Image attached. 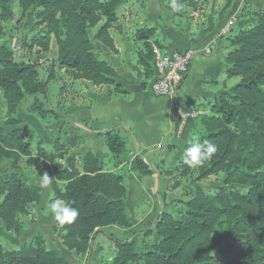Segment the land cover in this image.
<instances>
[{
  "label": "trees",
  "instance_id": "trees-1",
  "mask_svg": "<svg viewBox=\"0 0 264 264\" xmlns=\"http://www.w3.org/2000/svg\"><path fill=\"white\" fill-rule=\"evenodd\" d=\"M123 1L0 0V90L6 109L3 125L11 127L8 130L0 125V159L9 160L13 169L0 178V228L16 236L24 231L20 216L40 201L44 189L26 183L17 172L20 159L25 157L31 164L34 155L32 144L27 141V128L20 127L21 120L14 115L27 95H45L53 67L42 80L37 63L16 60L14 50L1 41L4 22L14 18L13 3L22 16L37 7L34 26H41L44 31L33 36L28 46L47 52L54 39L55 62L69 79L109 85L114 83L117 71L95 53L90 30L97 27L95 39L115 52L110 29L118 27L116 9ZM233 2L226 0L223 12ZM188 5L195 3L188 0ZM238 16L255 18L252 25L232 29L225 38L230 47L224 56L226 78L237 77L238 82L214 98L209 113L200 117L203 130L198 140L215 144L216 153L196 170L186 165L182 157L178 164L160 171L176 177L169 185L171 189L180 187L182 180L194 171L198 180L224 173L223 183L229 187L220 185L209 193L195 186L192 197L182 201V208L176 213L162 211L154 226L139 235L140 252L136 250V240L114 238L112 264H264V11H252L244 5ZM156 31V27L147 25L135 31L144 44L137 52L143 87L153 74L150 39ZM34 102L38 115L49 112L37 99ZM103 141L114 158L124 156V137L106 132ZM70 150L59 139L50 149L36 144V154L43 160L42 172L51 178L50 203L60 199L79 210L74 222L63 225L61 241L66 249L80 256L88 250L93 234L105 226L114 224L128 233L134 231L125 205L123 175L104 171L91 151L78 156L69 155ZM130 169L139 175L152 173L140 156L132 159ZM52 230H56V224ZM0 264L69 263L58 250L47 246L41 233H36L17 249L7 250L0 243Z\"/></svg>",
  "mask_w": 264,
  "mask_h": 264
},
{
  "label": "crops",
  "instance_id": "crops-1",
  "mask_svg": "<svg viewBox=\"0 0 264 264\" xmlns=\"http://www.w3.org/2000/svg\"><path fill=\"white\" fill-rule=\"evenodd\" d=\"M162 1L146 0L147 14H144L143 19L137 14H127L122 19L117 15L118 27L110 29L115 52L97 41L94 34L92 40L95 53L112 63L117 71L113 84L95 86L86 80H71L65 75L64 69H60L63 76L60 91L62 97L56 108H50L54 111L55 121L44 123V120H38L35 116L22 114V103L14 115H25L16 117L20 120L29 117L30 123L35 124L34 127L40 133L46 134L50 148L59 139L71 147L69 155L82 156L91 151L98 157L104 171L122 174L126 187L125 205L134 233H128L125 228L114 224L105 226L93 234L88 250L79 256L62 244L64 224H58L56 230H52L54 217L51 216L47 226L43 227L38 215L26 227L21 241L15 239L17 245H22L34 234L41 233L47 246L58 250L69 264H112L114 238L123 241L136 240V250L140 252L139 235L154 226L162 211L175 212L174 201L181 198L178 189L168 188L174 176L163 175L160 171L179 163L185 146L190 141L198 140L203 130L200 117L209 113V106L214 98L229 91L234 85L233 80L227 79L225 73L227 66L224 56L230 50L225 38L232 29L237 28L235 26L242 29L246 24L252 25L253 18L238 16L244 0H234L222 18L210 12L199 15L192 7L185 5L187 0H176L180 6L178 10L171 7L172 0L168 5H164ZM251 1L254 4L255 0ZM130 2L131 0H124L121 4L130 5ZM262 4L264 5V0ZM233 18L231 29L225 32L227 22ZM130 24H133V28H129ZM147 24L157 28V34L162 39L161 47L195 51L190 71L175 94V104L182 108L199 109L203 114L188 120L180 129L177 127L172 101L154 96L148 83L146 87L142 86L143 71L137 61V52L144 45H138L139 39L135 31ZM30 97L40 101L38 94ZM27 122L20 127H26L28 133L35 134L36 130L32 126L29 129ZM48 132L55 133L57 137L47 136ZM106 132L118 133L126 139L122 158H114L107 150L103 141ZM135 156L145 160L152 169L151 174L139 175L130 169V163ZM105 160L108 163L106 166ZM61 162H65V159H61ZM77 166L81 169L80 158L77 159ZM40 201L35 204L39 209L43 208ZM107 247H110V255H106Z\"/></svg>",
  "mask_w": 264,
  "mask_h": 264
},
{
  "label": "rangeland",
  "instance_id": "rangeland-1",
  "mask_svg": "<svg viewBox=\"0 0 264 264\" xmlns=\"http://www.w3.org/2000/svg\"><path fill=\"white\" fill-rule=\"evenodd\" d=\"M225 1L226 0H193L195 5L191 6L188 5V0H187L185 5L192 7L194 10H196L199 13V15H203V14L205 15L210 12L222 18L226 15L230 7L232 6L231 5L228 9H226L223 12L224 10L223 6L225 4ZM162 2L164 5H168L171 3V0H163ZM262 2L263 0H255L254 4H252L251 0H244L242 8L245 5V7H247L249 10L252 11H256V10L264 11V5L262 4ZM146 4H147L146 0H131L130 5L120 4L116 9V13L119 16V19H122V17L125 18L127 14L131 16L137 14L140 19H143L145 17L144 14H147ZM252 5L254 6L255 9H253ZM37 10H38L37 7H32L31 9L28 10V12L25 13V15L22 16L18 8V5L16 3H13L14 18L4 22V35L2 36L1 41H5L8 44V46H10L14 50V57L16 60H22L24 62L31 61L37 63L36 66L40 79L45 80L49 75L50 69L53 67V78L48 83L47 92L45 93V95L38 94L40 101L37 99V101H39L42 104L43 109L44 110L47 109L49 112H44V114L42 115L43 118H41L40 117L41 115L37 114L36 111L37 109L36 108L33 109V107H35L34 99L36 98L33 99V97H30L32 95H27L26 98H24V101H22V105H21L22 107H20V112L22 114H27L26 116H30V115L35 116L38 120H44V123L46 122L49 123L51 121L52 122L55 121L54 111L50 108H54V107L56 108L58 100H60V97H62L60 91H61V78L63 76L61 75V70H60L61 68H59L55 62L57 47L54 39H52L50 44V50L47 52H42L37 46L34 47L28 46V43H30V40L32 39L33 36L42 34L44 31L43 27L34 26L35 13ZM213 10L215 12H213ZM251 18H253L252 23H254L255 18L253 16ZM232 20H234V18L227 22L226 27L224 28L225 32L231 29V26L233 25ZM250 25L251 24H246L242 28L249 27ZM147 26L150 27L152 26V24H147ZM236 27L238 28V26H235V28ZM129 28H133V24H130ZM96 31H97V27L90 30V35L92 39H94V34L96 33ZM150 42L152 47L153 46L161 47L162 39L159 36V34H157V31L155 37L150 39ZM138 43L139 46L144 45L142 40H138ZM52 62H55L54 66H52ZM231 79L233 80L234 85L238 82L237 77ZM5 110L6 109L4 106V102L0 90V125H3L4 121L6 120ZM23 116L25 115H20V113L16 114V117L18 118ZM21 120L22 121L19 126H23L24 122L28 121L27 126L29 127V129H31L32 126L33 129L36 130L35 134H31L29 132L27 136V141H29L32 144L34 159L31 164H27L26 158L22 157L20 159L19 168L17 169V172L20 174V176L26 183L29 184L36 183V185L39 186V180L41 179V175H43L41 169L43 160L36 154V144L39 143L42 147L49 149L50 148L49 142L48 140L46 141V134L40 133L39 129L34 127L35 124L30 123L29 117H25V119L21 118ZM3 126L8 130L11 129V127L9 126H5V125ZM47 134H48L47 136L57 137L55 136V133L50 132L49 134L48 132ZM106 165H108V163L105 160V166ZM11 171H13V169L11 167L10 161L7 159H0V178H4ZM174 178L176 177L174 176ZM174 178L172 179V181L174 180ZM172 181L169 183V185L172 183ZM223 181H224V173H219L217 175L209 176L206 179L198 180L197 172L194 171V173H192L190 176L183 179L182 185L177 188L178 194L181 199H177L174 201V207L176 210L173 213H176L177 210L183 207L182 201H187L192 197L195 186H201L205 189L206 192L213 193L216 191L217 186L221 185V186L229 187V185H225ZM169 185L168 188L171 189ZM45 190H46V194L42 196L40 201V204L42 205L43 208L39 209V206L37 207V205L32 204L28 207L27 214H22L20 216V220L24 224L23 233L26 231V227H28L32 222H34L38 215H39L38 217L41 219V222L43 223L42 224L43 227H46L47 226L46 224L48 223V219L51 216L53 217V214L51 213L50 210V201H48L49 196L52 195L50 185ZM40 215L43 216L40 217ZM52 222L53 224L56 225L59 224L55 219ZM23 233L19 236H16L13 233L1 227L0 243L7 250L17 249L19 246H21V244L17 245V241L19 242ZM15 239H17V241H15ZM28 242H25L24 244ZM110 244H111L110 247H112L111 241ZM110 247H107L105 249L106 255H110L111 253Z\"/></svg>",
  "mask_w": 264,
  "mask_h": 264
},
{
  "label": "built area",
  "instance_id": "built-area-1",
  "mask_svg": "<svg viewBox=\"0 0 264 264\" xmlns=\"http://www.w3.org/2000/svg\"><path fill=\"white\" fill-rule=\"evenodd\" d=\"M194 55L193 49L177 50L160 46L152 47L151 68L153 74L148 81V88L154 96L169 98L172 101L178 129L188 120L203 114L199 109L182 108L175 104V94L190 71Z\"/></svg>",
  "mask_w": 264,
  "mask_h": 264
},
{
  "label": "clouds",
  "instance_id": "clouds-1",
  "mask_svg": "<svg viewBox=\"0 0 264 264\" xmlns=\"http://www.w3.org/2000/svg\"><path fill=\"white\" fill-rule=\"evenodd\" d=\"M171 7L173 10H178L180 6L176 3V0H172ZM216 151V145L211 142L190 141L188 147L183 152V161L189 167L195 168L201 166L206 159H210ZM50 184V176L47 173L41 175L39 186L42 189H47ZM50 210L54 219L61 225L74 222L79 215V210L76 207L60 199H56L50 203Z\"/></svg>",
  "mask_w": 264,
  "mask_h": 264
}]
</instances>
